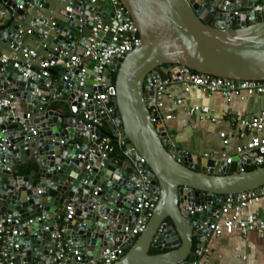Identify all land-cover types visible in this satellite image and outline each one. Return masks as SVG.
Here are the masks:
<instances>
[{"label": "water", "instance_id": "water-1", "mask_svg": "<svg viewBox=\"0 0 264 264\" xmlns=\"http://www.w3.org/2000/svg\"><path fill=\"white\" fill-rule=\"evenodd\" d=\"M100 1L99 14L110 21L112 2ZM119 1L141 43L112 59L102 83L96 81L95 62L84 73L62 68L60 78L56 68L39 78L44 70L39 65L0 64V98L12 97L11 105L0 108V135L7 140L0 149V223L11 218L18 229L0 237V264H53L59 258L57 264L88 263L101 259L113 243L128 249L113 264H191L195 236L204 246L211 233L206 222L225 197L264 190V166L241 171L237 156L231 164L216 162L178 146L153 121L146 101L158 79L178 73L173 66L232 81L264 80V9L256 0ZM0 5L7 16L1 30L11 43L29 24L32 7L49 8L42 0H0ZM60 11L66 24L52 26L51 59L86 45L85 32L95 25L90 0H66ZM30 25L43 34L42 19L33 16ZM108 43L106 37L100 47ZM105 87L110 99L92 102L87 110L109 125L113 139L121 128L124 159L100 152L89 157L105 133L86 127L81 103ZM57 90L62 96L46 98ZM143 179L158 202L141 214L136 205ZM68 204L73 215L65 221ZM141 215L149 217L146 227L132 236ZM57 228L64 233L55 238ZM152 249L168 251L151 254Z\"/></svg>", "mask_w": 264, "mask_h": 264}, {"label": "built area", "instance_id": "built-area-1", "mask_svg": "<svg viewBox=\"0 0 264 264\" xmlns=\"http://www.w3.org/2000/svg\"><path fill=\"white\" fill-rule=\"evenodd\" d=\"M112 7L115 11V15L110 21H106L101 18L99 14L100 0H90L92 9V16L94 17L95 25L90 30L87 44L80 50L74 52L63 51L62 55L57 59H51L41 55L38 49L30 48L24 44L21 37L24 33H32V30L21 29L20 39L11 43L10 48L14 53H20L23 56V60L16 54L8 56L6 54L0 55V64L9 65L12 62L14 67H18L23 64L27 67L32 65H39L44 68L39 74V78L48 77L50 75L48 69L51 68H70L72 66L81 68L82 72L86 71L84 66L85 61L95 62V66L98 69V76L96 81L98 84L102 83V74L106 67L112 62L115 57H124L129 52L134 50L141 43L138 28L135 23L130 19H123L122 14L124 7L119 0H111ZM264 3V0H263ZM228 2H226L224 10ZM235 13H238L235 11ZM49 22L47 20L42 21V27L44 32L42 36L44 41L42 43L43 49H48L49 45L47 38L49 35ZM106 37H109V43L107 46L101 48L102 42ZM169 67V66H168ZM171 67V66H170ZM177 68L178 73H170L168 79H158L153 86V95H150L146 101L150 109L153 121L156 124H162L164 129L162 132L173 140L170 134L169 124L175 119L173 112H166L165 107L168 102H172L175 105H182L184 98L181 93L178 92V88L187 93L192 89H198L204 93L221 94L230 104L233 101L235 95L246 93L248 95L264 94V80L261 81H232L225 78L215 77L204 73L191 74L185 67L173 66ZM46 69V70H45ZM57 93V92H56ZM56 93L53 95L55 97ZM49 99L48 97H46ZM110 99L108 88H104L103 92H96L92 98H88L87 95L81 103V108L84 110V118L87 120V128H101L103 121L96 118L91 111L87 108L90 103L99 101L105 102ZM43 100L46 101L45 97ZM12 104V97L0 98V108L6 107ZM191 114H199L201 118H207L211 121H216L213 116L214 109L210 106L194 105L187 109ZM233 124L236 127V133L239 137H244L247 133L251 134L250 141L246 146L238 148L237 152L233 155H226L222 158H215L209 153L201 155L208 159H215L218 161H226L228 164L233 162L235 156L243 162L241 171H246V166L255 165L258 167L264 166V110L251 118L234 117L232 119ZM225 144L228 143V135L224 132L220 133ZM118 144H124L121 140V136L117 139H113L109 135H103L97 139L95 147L89 151L90 159H94L98 152L108 155L115 149L114 142ZM7 143V140L0 135V149L4 148L3 145ZM11 144L8 143V146ZM1 164V161H0ZM88 168L90 166L88 165ZM141 184V192L137 199L136 211L144 213L145 211H152L157 202L158 195L149 189V186L144 183ZM264 200V190L248 191L242 194L240 197L236 195H227L225 201L220 209H217L213 213V218L209 223L211 233L209 235L221 236L223 233L227 234H239L244 239L249 238L251 233L258 232L264 236V214L255 212H248V208L251 204ZM202 210V208H199ZM65 215L63 219L68 221L73 215V205L68 204L65 209ZM149 217L141 215L138 223L132 231V236H137L143 232L148 222ZM11 233L17 234L18 229L11 226V218H8L6 223H0V237L9 236ZM64 233L63 228H58L53 237H61ZM2 245L0 244V255ZM125 247L116 245L115 243L107 246L101 259H94L88 263L82 264H113L119 258L124 255ZM205 253V249L198 247L195 250V255L200 258ZM59 259H55L53 264H57ZM201 264V262H199ZM14 264V263H10Z\"/></svg>", "mask_w": 264, "mask_h": 264}, {"label": "crops", "instance_id": "crops-1", "mask_svg": "<svg viewBox=\"0 0 264 264\" xmlns=\"http://www.w3.org/2000/svg\"><path fill=\"white\" fill-rule=\"evenodd\" d=\"M49 8L32 7L30 9L31 17L27 19L22 29L32 30V33H24L21 40L30 48L38 49L41 55L50 57L48 49H54L53 39L55 38L54 30L52 28L55 22L66 24L65 17L61 14V8L65 6L66 0H42ZM100 7L103 3L100 1ZM255 6L264 9L263 0H256ZM1 7V5H0ZM249 13L251 9L244 7L241 9ZM259 11V19H260ZM37 17L49 22V35L47 38L48 49H43L42 43L44 37L36 33L33 25H30L32 17ZM7 21V16L0 13V55L6 54L8 56L17 55L23 60L20 53H14L10 48L11 42L4 37V31L1 30L3 24ZM17 21H20L18 19ZM16 21V22H17ZM236 21H234V24ZM79 38L82 37V32L75 31ZM90 31L86 30L85 36H89ZM84 45L78 43L76 50H80ZM92 61H85L84 66L88 68ZM12 62L9 63V66ZM55 77L60 78V71L62 67L56 68ZM49 88V85L47 86ZM55 97L52 95L49 99H56L62 96L61 91H56ZM178 92L183 95L184 103L182 105H175L168 102L165 107L166 112H173L175 119L169 124L170 134L174 142L195 154L203 155L205 153L211 154L215 158H222L224 154L233 155L238 148L244 147L250 141L251 134L247 133L244 137H239L236 133V127L232 119L234 117L251 118L260 114L264 110V94L248 95L242 93L235 95L233 101L228 104L226 99L219 93L209 94L204 93L198 89H192L185 93L178 88ZM194 105L210 106L214 109L213 116L216 121H211L207 118H201L199 114H191L187 109ZM110 130V127L108 125ZM111 131H109L110 133ZM224 132L228 135V143L225 144L220 133ZM121 128L117 127L115 136H122ZM118 157V156H117ZM125 157V154H124ZM124 157H119L124 159ZM248 165V164H247ZM248 212H258L264 214V200L251 204ZM58 217L56 216L55 220ZM58 229V228H57ZM198 247L205 249L203 256L198 258L195 255L191 264H264V236L258 232H253L249 238L244 239L241 235L223 233L221 236L209 235L205 240V245L198 236L194 238V250ZM192 256V255H190Z\"/></svg>", "mask_w": 264, "mask_h": 264}, {"label": "trees", "instance_id": "trees-1", "mask_svg": "<svg viewBox=\"0 0 264 264\" xmlns=\"http://www.w3.org/2000/svg\"><path fill=\"white\" fill-rule=\"evenodd\" d=\"M112 80H113V83L115 82L116 80V72L113 74L112 76ZM56 105V104H55ZM103 132L105 133V135H107L109 133V128H108V124L103 122V126L101 127ZM114 145H115V149L112 153H110L109 155L110 156H118V157H124V153H125V150H126V145H127V142H124V144H118V142H114ZM258 166H255V165H247L246 166V170L247 171H251V170H254L256 169ZM29 170H25L24 173H28ZM128 249H125V252L127 251ZM168 251V249H164V250H156V249H152L151 250V254H159V253H164Z\"/></svg>", "mask_w": 264, "mask_h": 264}]
</instances>
